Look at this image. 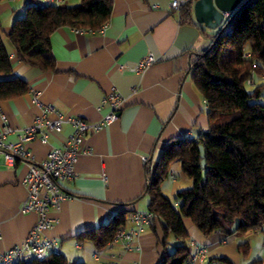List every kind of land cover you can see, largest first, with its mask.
<instances>
[{"label": "crops", "instance_id": "1", "mask_svg": "<svg viewBox=\"0 0 264 264\" xmlns=\"http://www.w3.org/2000/svg\"><path fill=\"white\" fill-rule=\"evenodd\" d=\"M15 2L0 0V33L10 54L13 74L26 80L30 91L0 101V126L2 112L13 127L31 124L41 113V108L32 101L35 93L54 106L55 112L49 116L60 112L88 121H98L108 111L107 107L99 109V105L112 87L125 98L115 122L85 137L81 147H90L92 152L80 156L75 176L63 183L64 189L75 197L51 212L59 221L45 235L58 239L63 254L72 262L112 264L119 257L120 264H158L162 250L157 240L162 238L158 222L155 228L150 224L136 241L140 250L125 249L123 245L100 249L90 241H77L74 235L105 223L120 209L147 210L149 196L144 192L147 166L155 167L170 140L184 135L197 137L207 131V105L192 80L191 62L208 47L205 32L211 29L196 21L194 10L193 20L182 22L181 11H174L169 0H113L104 32L81 33L60 26L52 33L51 50L57 71H43L18 58L8 40L15 20L4 25L1 16L6 10H14ZM66 2L76 4L79 0ZM150 54L157 57L153 65L140 73L129 70V66ZM133 87H138L137 92H133ZM72 132L73 127L64 123L61 132H49L47 142L35 139L28 143V148L41 161ZM15 138V134L9 136L10 140ZM26 170L23 161L9 165L0 153V252L22 243L39 218L35 211H20L27 196L21 182ZM169 176L172 178L169 190L175 193L178 179L173 174ZM185 219L192 249L196 244L208 245L205 259L198 264H226L220 257L233 264H250L256 259H262L264 264V227L241 233L233 223L231 232L204 235L193 225L188 226ZM170 240L179 241L174 237ZM243 242L249 244L246 255L239 249ZM98 251L99 256L95 257Z\"/></svg>", "mask_w": 264, "mask_h": 264}, {"label": "trees", "instance_id": "2", "mask_svg": "<svg viewBox=\"0 0 264 264\" xmlns=\"http://www.w3.org/2000/svg\"><path fill=\"white\" fill-rule=\"evenodd\" d=\"M25 15L16 18L7 37L18 58L43 71H57L51 50V35L60 26L98 32L109 22L113 0H79L76 4H45L42 0H23ZM193 4L181 9V21L193 20ZM206 49L191 62L192 80L201 92L209 120L207 133L197 137H176L162 149L160 159L147 166L148 209L162 228L161 258L158 264H186L193 253L184 219L189 218L204 234L231 232L229 222L237 219L241 233L264 227V103L258 101L264 83L250 92L246 84L253 74L264 71V0H243L217 29L205 32ZM30 91V84L13 74V64L0 33V101ZM204 147L201 154L199 145ZM206 160L205 166L202 160ZM178 160L192 179L190 187L177 190L175 198L166 196L163 181L170 175V164ZM206 170L205 178L202 177ZM128 209H120L103 224L74 235L79 242L90 241L105 248L127 224ZM171 237L179 239L172 242ZM171 247V249H169ZM242 254L248 242L239 244ZM233 264L225 257L219 258ZM15 264H85L72 262L63 252L42 260L29 259ZM250 264H262V259Z\"/></svg>", "mask_w": 264, "mask_h": 264}, {"label": "built area", "instance_id": "3", "mask_svg": "<svg viewBox=\"0 0 264 264\" xmlns=\"http://www.w3.org/2000/svg\"><path fill=\"white\" fill-rule=\"evenodd\" d=\"M169 1L170 7L174 11L180 12L183 6L189 3L194 4L196 0ZM42 2L61 5L66 0H42ZM158 6V4H154V7ZM107 26L108 22L98 32H104ZM75 29L81 33L94 32L85 28ZM156 61L157 57L150 54L129 66V70L140 73ZM247 83L253 85L264 83V71L261 74L253 73L247 79ZM132 90L137 92L138 87H133ZM32 101L41 108V113L35 117L31 124L25 127L11 126L8 123L7 115L1 113L3 125L0 126V153L3 154L7 164L14 165L17 161H23L27 168L21 181L27 189V196L20 207V211L22 213L35 211L39 214L38 221L22 243L5 252H0V260L3 264H15L29 259L42 260L51 253L62 252L61 242L45 235V232L59 221L58 217L53 216L51 212L59 210L65 200H71L75 197L74 194L64 189L63 183L75 176V164L80 156L92 152L90 147H81L85 137L88 133L99 131L106 125L115 122L120 116L125 98L116 87H112L103 96L99 105V109L107 107L108 111L98 121H88L83 117L64 115L60 112H56V116L51 117L48 114L55 112L52 104L42 101L38 93L33 95ZM64 123H69L73 127V132L63 144L51 148L45 159L37 160L28 148V143L35 139L47 142L49 132H61ZM12 134L16 135L14 140L9 139ZM143 159L147 161L148 157L144 156ZM156 217V213L149 209L131 211L127 215V224L114 235L105 248L123 245L125 249L140 250V245L136 241ZM77 246L80 247L79 244ZM99 252H96L94 256L98 257ZM207 253L208 245L196 244L192 256L186 264H198L205 259ZM120 263L119 257L112 261V264Z\"/></svg>", "mask_w": 264, "mask_h": 264}, {"label": "water", "instance_id": "4", "mask_svg": "<svg viewBox=\"0 0 264 264\" xmlns=\"http://www.w3.org/2000/svg\"><path fill=\"white\" fill-rule=\"evenodd\" d=\"M243 0H196L193 4L194 16L197 22L203 24L209 29L219 28L226 18L235 11L238 5ZM207 133V131H204ZM201 154H204V147L199 145ZM206 160H202V165L205 166ZM206 170L202 172V177L205 178Z\"/></svg>", "mask_w": 264, "mask_h": 264}, {"label": "rangeland", "instance_id": "5", "mask_svg": "<svg viewBox=\"0 0 264 264\" xmlns=\"http://www.w3.org/2000/svg\"><path fill=\"white\" fill-rule=\"evenodd\" d=\"M15 9H9L6 10L4 13H2L1 19H2V23L8 22V21H14L16 18H21L25 15V10H26V5L23 2V0H16L15 2ZM253 84H246L247 89L251 92L254 89ZM258 101L263 102L264 103V88L262 90V94L261 96L258 98ZM170 174H173L177 179H178V187L177 189L180 190L181 188H186V187H190L192 185V179L189 178V176H187L183 170H182V166L180 161L178 160H174L172 161V163L170 164ZM172 183V178H170V176H168L164 181H163V192L166 196H168L171 199L175 198L176 192L172 193L169 190V185ZM186 223L188 224V226L193 225L196 229H198L190 219H185ZM192 223V224H191ZM233 223H238V220H232L229 222V225H232ZM171 249V247L169 248Z\"/></svg>", "mask_w": 264, "mask_h": 264}]
</instances>
